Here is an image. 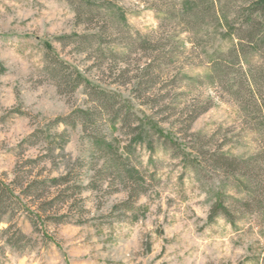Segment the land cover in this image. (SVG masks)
<instances>
[{"label":"rangeland","instance_id":"obj_1","mask_svg":"<svg viewBox=\"0 0 264 264\" xmlns=\"http://www.w3.org/2000/svg\"><path fill=\"white\" fill-rule=\"evenodd\" d=\"M90 1L0 0V264H264L247 0Z\"/></svg>","mask_w":264,"mask_h":264},{"label":"trees","instance_id":"obj_2","mask_svg":"<svg viewBox=\"0 0 264 264\" xmlns=\"http://www.w3.org/2000/svg\"><path fill=\"white\" fill-rule=\"evenodd\" d=\"M81 2L82 4H85L89 8H92L91 6H93L90 0H81ZM218 5L219 4L217 3V0H199L198 4L192 5L188 11L199 10L198 13L200 16H203L205 14H211L212 16L216 17L217 21H222V23L225 24V26L230 28L231 30L228 17L221 11V7L220 5L219 6ZM239 9L240 10L237 14L239 24L241 26L247 27L246 32H247V38L249 39L248 41H252L250 39L251 38L253 39L254 35H257L264 27V0H247L245 4L240 6ZM46 48L48 52L52 55L51 57L53 58L52 61L54 63V70L52 72H54L56 76L63 78L65 75L64 66H68V65H66L62 60L58 59V57L54 54L51 45L46 44ZM146 73L148 74L147 70ZM77 77L80 78L79 74ZM99 91H101L99 93L103 95L102 90ZM110 97L113 98V96ZM106 99L110 103L111 101L110 98H106ZM194 118L195 115L191 117V120H193ZM7 193L10 194L11 189L0 180V222H1V214L3 213L1 210L2 208L1 202L4 201Z\"/></svg>","mask_w":264,"mask_h":264}]
</instances>
